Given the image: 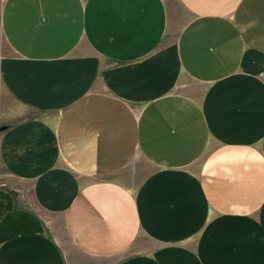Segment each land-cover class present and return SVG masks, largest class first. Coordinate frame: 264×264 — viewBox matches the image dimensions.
I'll use <instances>...</instances> for the list:
<instances>
[{
    "label": "crops",
    "instance_id": "crops-1",
    "mask_svg": "<svg viewBox=\"0 0 264 264\" xmlns=\"http://www.w3.org/2000/svg\"><path fill=\"white\" fill-rule=\"evenodd\" d=\"M0 264H264V0H0Z\"/></svg>",
    "mask_w": 264,
    "mask_h": 264
},
{
    "label": "water",
    "instance_id": "water-1",
    "mask_svg": "<svg viewBox=\"0 0 264 264\" xmlns=\"http://www.w3.org/2000/svg\"><path fill=\"white\" fill-rule=\"evenodd\" d=\"M5 128L4 126H2V129Z\"/></svg>",
    "mask_w": 264,
    "mask_h": 264
}]
</instances>
